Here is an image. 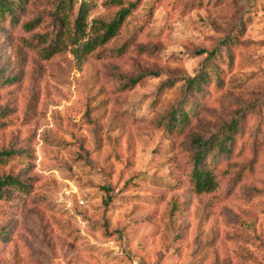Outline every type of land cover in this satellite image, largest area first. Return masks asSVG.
I'll use <instances>...</instances> for the list:
<instances>
[{"label":"rangeland","instance_id":"rangeland-1","mask_svg":"<svg viewBox=\"0 0 264 264\" xmlns=\"http://www.w3.org/2000/svg\"><path fill=\"white\" fill-rule=\"evenodd\" d=\"M62 1L26 0L0 21V152L13 154L0 178L27 187L0 200V264H264V0H142L80 69L69 51L42 57ZM226 40L232 66L169 136L159 122L182 78ZM235 119L240 150L197 194L194 140Z\"/></svg>","mask_w":264,"mask_h":264},{"label":"trees","instance_id":"trees-1","mask_svg":"<svg viewBox=\"0 0 264 264\" xmlns=\"http://www.w3.org/2000/svg\"><path fill=\"white\" fill-rule=\"evenodd\" d=\"M25 2L26 0H0V21L12 17L16 9ZM141 2L142 0H64L58 3L51 13L56 28L41 38L42 57L51 59L69 51L76 62V67L80 69L93 53L118 36ZM103 10H113V13L105 18L101 13ZM149 12L147 19L151 17L152 7ZM40 22L41 19L37 18L26 23L24 28L30 32ZM147 22L148 20H145L142 26H146ZM231 41H223L218 49L208 51L196 74L182 78L180 102L159 122V126L169 136H176L185 131L191 119L203 108V98L207 96V89L212 85L213 78H216L218 83L222 67L230 69L232 66V57L228 52ZM138 81L139 78H135L126 82L125 90L132 89ZM239 121L240 119L232 120L207 138L194 140L190 181L197 194L211 193L218 188L225 172L219 167V162L224 158L230 159L240 150L239 143L243 137V130ZM214 151L216 153L212 156ZM12 155L10 151H2L0 160H7ZM254 165L255 161L243 166L242 172L235 176L236 180H242L245 173H252ZM12 188L19 192H27V187L18 178L9 175L0 178V200H6Z\"/></svg>","mask_w":264,"mask_h":264}]
</instances>
